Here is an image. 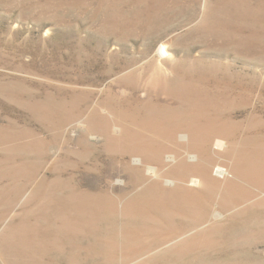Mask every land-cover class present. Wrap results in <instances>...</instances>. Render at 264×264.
<instances>
[{"label": "rangeland", "instance_id": "rangeland-1", "mask_svg": "<svg viewBox=\"0 0 264 264\" xmlns=\"http://www.w3.org/2000/svg\"><path fill=\"white\" fill-rule=\"evenodd\" d=\"M100 1L0 0V264H104L110 258L114 259L112 264H119L117 258L123 249L132 245L128 236L132 228L145 226L143 215L152 216V226L159 221L170 224V216L168 221L157 214L160 209L182 216L184 204L165 181L157 180L158 189L154 190L146 191L139 185L132 188V157L108 159L110 153L102 149L108 147L106 136L88 124L89 107L94 114L103 107L120 113L116 116L118 128L132 127L133 113L116 108V99L108 96L110 81L100 76L101 71L111 68V50L119 52L115 58L120 60L133 58L136 64L132 68L152 87L157 80L171 83L177 76H183L186 84L190 71L197 77L201 72L206 74L203 66L212 65L215 74L210 83H197L201 94L219 86L218 80L229 83L226 91L232 96L244 94L235 98L238 104L233 105L227 93L228 98L219 96L218 110L204 106L197 111L200 123L218 126L230 138L227 141L231 144L227 142L224 151L213 153L212 175L217 178L214 173L220 166L232 180L235 177V184H243L234 172L237 149L241 148L264 177V0H245L246 5L229 13L215 0ZM146 6L152 9L149 22ZM129 20L137 25L133 27ZM207 21L209 25H202ZM161 43L172 53L171 60L170 56L163 58ZM146 50L145 58L142 54ZM187 52L191 57L197 55L203 65H192L184 58ZM158 54L162 59L159 67L151 57ZM81 76L95 79L91 89L86 85L89 83L71 87L70 83ZM118 90L120 98L129 95L123 87ZM137 93H144L143 87ZM110 135L117 149H131L132 142L124 131H110ZM56 179L65 187H55ZM169 179L175 180V186L183 185L174 173ZM16 184L20 186L17 193L13 189ZM260 185L261 189H253L246 183L252 196L241 205L223 210L214 200L206 203L207 209L220 212L221 217L213 219L209 214L207 222L201 218L204 222L198 231L184 229L186 238L201 234L193 244L184 245L180 257L173 251L162 255L153 251L140 257V263L128 264H264V181ZM4 189L7 193L3 198ZM225 189V183L220 182L216 198L223 197ZM99 190L102 196L94 199L100 200L99 204L89 199L87 206L73 208L65 201L74 191L89 195ZM81 214H88L93 222L80 219ZM175 219L173 223L176 221L177 227L180 223L182 230L186 219ZM104 241L114 243V250L104 252L105 246L99 245Z\"/></svg>", "mask_w": 264, "mask_h": 264}, {"label": "bare ground", "instance_id": "bare-ground-1", "mask_svg": "<svg viewBox=\"0 0 264 264\" xmlns=\"http://www.w3.org/2000/svg\"><path fill=\"white\" fill-rule=\"evenodd\" d=\"M105 1L108 2V0H105ZM105 1L102 0L103 3ZM110 1H112V0H110ZM138 2L141 3V0H138ZM215 2L222 9H224L223 11H225V13H229L232 8H235L236 6H239L241 4L246 5V4H244V3H246L245 0H215ZM111 4L112 3H110V5ZM143 4H145V1L143 2ZM103 9H104V7H103ZM119 9H121V8H119ZM101 10H102V7H101ZM106 10H108V9H106ZM115 14H117V13H115ZM145 14H146L147 22H149V20L152 18V9H150L149 7L146 6ZM115 17H113V18H115ZM133 17H134V15H133ZM94 18H92V19H94ZM96 21H98V20H96ZM123 21L124 20H122V23H123ZM129 21H131V20H129ZM112 22H114V21L112 20ZM133 22H135V20ZM138 22H140V21H138ZM122 23H121V25H122ZM126 23H128V26H130L128 21ZM104 24H107V23L105 22ZM103 25H102V27H103ZM131 25H133L132 21H131ZM135 25H137V24H135ZM135 25H133V27H135ZM202 25H209L208 21L206 23L203 22ZM125 28H124V32H125ZM109 29H111V28H109ZM129 30H127V32ZM136 30H137V27H136ZM138 30H140V29H138ZM106 31L107 30H105L104 32H106ZM133 31H134V28H133ZM104 32H102V33L105 34ZM115 33H116V31H115ZM134 33H135V31H134ZM103 34H101V35L103 36ZM120 34H121V32H120ZM125 34H128V33H125ZM129 35H131V34H129ZM114 36H113V38H114ZM121 36L122 35H120V38H121ZM132 36H134V34ZM135 36H136V34H135ZM156 37H157V35H156ZM116 38L117 37H115V39ZM117 39H119V38H117ZM135 39H138V38L135 37ZM149 39H151V38H149ZM113 41H115V40H112L111 42H113ZM160 47L162 48L163 58L170 56L169 60H171L170 58H171L172 53L169 52L166 44L161 43ZM150 48H151L150 46L147 47V49H150ZM118 53L119 52H116L115 50H111V52L109 54V58H110L109 62L111 63V65H110L111 68L107 71H104V70L101 71L100 76L104 77L105 80L107 78V80L110 81L109 86L107 88L108 96H110V95L114 96V98L116 99V108L120 112H121V110L122 111L128 110V112H130L131 114L133 113L134 116L132 117V123L130 122L132 124V127L131 128L130 127L118 128V126H116V123L118 122V118L116 116H118L120 113L107 112V111H105V109L103 107H100V110L102 112L97 113V114H94L93 113L94 111H92V108L90 109V107H89V110L91 111V113L96 115V116H93L92 114H90L88 117V119H89L88 124L90 126L94 127L96 130L101 131L102 135L106 136V139L108 142V147H103L102 149L105 152L110 153L111 156L108 159H126L127 156L132 157V177H131L132 178V188H135L139 185V186L145 187L146 191H147V189L148 190L149 189L154 190L155 188L158 189L157 180L165 181L168 185L172 186L171 192H174L178 195V197H179L178 200H181L183 202V204H184L183 207L186 209L187 213L184 212L185 209L184 210L178 209V211L179 210L181 211L182 216L177 217L178 215L175 213L176 211L170 215L169 212L162 211L160 209V211L158 210V213L157 212L156 213L157 214L160 213L161 217H165L167 220H168L167 217L170 216L171 221L168 220V221H170V224L168 225V222H167V225H164V224L160 223V221H159L156 225H153V226L150 225V223H152L151 222L152 216L151 215H143L142 222H143V225H145V226L132 228V230H131L132 233L128 234V236L131 237V241H132L131 244L132 245L130 246L129 249H126V250L123 249L122 253L117 258V260H119V262H118L119 264H128L131 261H137L140 263V259H139L140 257L145 256L146 254L149 256L151 253H153V251H156L155 254L160 253L161 255L164 252L173 251L174 254H176L177 256L180 257L183 253L184 245L185 244L189 245V244H191V242L193 244L196 239L200 238L199 235L201 234L200 232H198L197 234H192V236L186 238L185 235H187L188 233L187 234L184 233V229H187V227H190L189 228L190 230L194 231L195 229H197V231H198V228L201 227L200 224L202 225L204 222V221L202 222L203 219H201V218L203 217L205 219V222H207L209 214L212 216V218L214 217L213 219L221 217L220 212H215V210L211 211V210L207 209L206 203L214 200L215 203L218 204L221 209L226 210L227 208L231 207L232 205H241L244 201H246L249 197L252 196L247 191L246 183L251 185V187H253V189H255V188L261 189L260 184H263L264 177L260 173L261 170L258 169L253 162H251L252 158L250 157V155L248 153H246V151H244L241 148H239L240 149L239 151L237 149V159H235V163H234V172H235L236 177L241 178L245 182H243V184H240V186L237 183L235 184V181H233L235 179V177L232 180V176L229 175L227 169L220 167V166H216V169H215L214 175L217 176V178L213 177V175H212L213 172L211 169V161H212L211 159H216L213 153L217 152L216 154L218 155V153L220 151L221 152H222V150L224 151L225 147L227 145V142L229 144H231L229 141H227L228 139L230 140V138H228L226 136L225 132L220 127L214 126V125H212V123H208V122H207V124L200 123V117L198 116V113H197L198 110H199V112H201L200 110L204 106H209L210 111L211 110H214V111L218 110L219 109L218 104L220 103L219 96H226L227 97L226 94L228 93V95H230L229 98H232V99H230V102H232V104L234 105L236 102L235 98L242 96L244 94H241L239 96H237V95L232 96L230 92L226 91V87H227V85H229V83L226 81L222 82V80H218L219 86L216 84L212 88L211 87L207 88L206 90H204V93L201 94L200 89H199V85L197 83H200V81H202L206 85L208 83H210L208 81L215 74V71L213 70L214 67L212 65H210L211 67H208V68L203 66V69L206 71L204 73H206V74H202L203 72H201V75H199L197 77H195L193 75V73H194L193 70L190 71L192 76L187 80L186 84L183 83L184 81L182 82V80L184 78L183 76L179 77L176 75L177 77L175 80L170 79V81L172 80L173 82L170 83L167 80H166L167 82H165L164 80L163 81L157 80L155 85L152 83L154 85L152 87V86H150V83L148 81L142 79L140 74L137 75L138 71L136 68H132V66L136 64L134 59L133 58H127L126 59V57H125L123 60H120L118 57L115 58L116 56H118ZM146 53H147V50L145 53L143 52V54H142V55L145 54V56H143L145 58L147 57ZM196 56L191 57L190 52H187L184 54V58L187 59L188 61H190L192 63V65L202 66L203 64L201 65L199 63L200 59H198V57H196ZM198 56H199V54H198ZM151 57L156 58L155 60H157V64H158V65H156L157 67L162 66L161 62H160V60H162V59H160L161 56H159V54L157 55V57H155V56H151ZM106 60H107V58H106ZM148 61L149 60L147 59L145 62H148ZM109 62L107 61V63H109ZM88 65H89V63H88ZM104 66L105 65H103V67ZM116 69L118 71H116ZM218 70H220V69H217V71ZM162 73H163V71H162ZM224 74H225V72H224ZM186 76H188V74ZM170 78H171V76H170ZM94 80L95 79H91V78H88L87 80H85L83 78V76H81L78 79L76 78L74 80V82H71L72 84L70 83V85L72 88H74L76 85H79L78 83H81V84L89 83V85L88 84H86V85H87V87H90V89H91V87H92L91 85L93 84L92 82ZM172 83H174V88L171 87L173 85ZM236 86L241 89L240 86H238V85H236ZM121 87H123L122 91L129 92V93H127L129 95H126V93L124 94V95H126L125 98H123L124 96H122V98H120L121 96L118 95V92H119L118 89ZM141 87H143L144 93H142L140 95L137 93V91ZM87 89H89V88H87ZM57 91L58 90H56V92ZM236 91H237V89H236ZM74 92H75L74 90H71V93H74ZM211 93H212V95H211ZM247 100H249V97H247ZM236 103L238 104V102H236ZM227 104H229L228 101H227ZM104 113H107L113 117L106 116V115H104ZM207 115L208 114L206 113V116ZM206 116H204V117H206ZM207 117H209V116H207ZM130 130H132V132ZM110 131H124L127 135L126 137H128L129 140L132 142L131 149H124V150L117 149L115 146L117 143H116L115 139H112V137L110 135ZM79 137H80V135H79ZM225 139H226V141H225ZM84 142H85V140H84ZM231 148L233 149V147H231ZM211 149H213V151ZM214 149H217V150H214ZM120 151H123V152H120ZM79 154L82 155V153H79ZM17 171H21V170L17 169ZM173 173L178 176V180L181 181L183 185L175 186V180L169 179L170 175ZM259 175H260V177H258ZM149 177H153V179H155V180H150ZM218 177L221 178L222 180L218 179ZM56 178H57V176H56ZM220 182L225 183L226 189L224 191L223 197L218 199V197L216 198L215 192L217 189V185ZM39 183H41V182H39ZM60 184H61V186L65 187V184L63 182L60 183L57 179L55 180V182H53V185L55 187H58V185H60ZM194 186H196V188H198V189L192 188ZM13 189L17 193L20 190V186L18 184H16L15 186H13ZM162 190H163V188H162ZM74 192L69 193L67 195V198L65 197L66 198L65 201L69 202L68 205L73 207V208L79 207V206H87L86 204L88 203L89 199L97 202L98 204L101 202L100 200H94V199H99L102 196V192L100 190L96 193L89 192V195L85 194L86 192H82V191L78 192V193H74ZM6 193H7V189H4L2 191L3 198L5 197ZM162 194H165V193H162ZM196 195H197V197H196ZM198 195H200V196H198ZM254 195H255V193H253V196ZM86 196H88V200L86 199ZM199 197H203L202 199H205V201L202 200L201 198L199 199ZM199 200L204 201V203H201L202 206H201V204L198 206ZM168 205L171 206L170 204H168ZM50 209H52V207ZM210 211H211V213H210ZM186 214H187V216H186ZM87 215L88 214H81L80 219L85 217V220H89V222L90 221L93 222L92 218L87 216ZM174 217H176V219L179 218V220L181 222L183 219L184 220L186 219L187 224H185L186 222L181 223L182 230L178 228L180 223H179L178 227L175 224L176 221L173 223V221L175 219ZM182 217H183V219H182ZM153 221H154V219H153ZM183 224L186 225L184 228H183ZM209 226H210L209 230L210 231L213 230V228L211 227L212 225H209ZM210 234H213V233H210ZM129 237H127V238H129ZM104 239H105V237H104ZM97 243H96V245H98ZM40 244H43V242ZM99 245H100V247L105 246L104 248H106V250L104 252L107 251L108 253H110L112 251V249L115 247L114 243H112L111 241H104L103 243L99 242ZM125 245H127V244H125ZM166 247H167V249H166ZM99 250H101V249H99ZM113 260H114L113 258H110L104 264H112ZM40 264H42V263H40Z\"/></svg>", "mask_w": 264, "mask_h": 264}]
</instances>
